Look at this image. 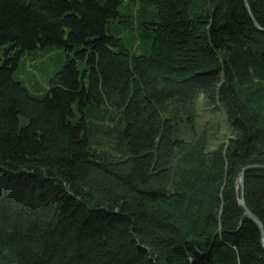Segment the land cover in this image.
Masks as SVG:
<instances>
[{"label":"trees","instance_id":"1","mask_svg":"<svg viewBox=\"0 0 264 264\" xmlns=\"http://www.w3.org/2000/svg\"><path fill=\"white\" fill-rule=\"evenodd\" d=\"M247 1L263 29L245 0H0V264H264L237 186L256 166L264 224V0ZM202 95L233 131L213 148Z\"/></svg>","mask_w":264,"mask_h":264},{"label":"rangeland","instance_id":"2","mask_svg":"<svg viewBox=\"0 0 264 264\" xmlns=\"http://www.w3.org/2000/svg\"><path fill=\"white\" fill-rule=\"evenodd\" d=\"M58 65V56L48 61H46V57H40L36 60L27 58L23 66L24 70L22 77L29 84L32 82V77H30V75H35L40 79L39 82L43 83L41 79L57 70ZM205 101L202 95L198 104L199 128L208 130L210 134V148H213L221 141L228 140L233 131L222 107L219 104L208 106ZM102 138L107 139L106 137ZM108 142L111 144V141L108 140ZM109 146L110 145H107L105 142L100 146L95 144V147H99L100 149H106Z\"/></svg>","mask_w":264,"mask_h":264},{"label":"water","instance_id":"3","mask_svg":"<svg viewBox=\"0 0 264 264\" xmlns=\"http://www.w3.org/2000/svg\"><path fill=\"white\" fill-rule=\"evenodd\" d=\"M245 3H246V7L248 9V12L250 14V16L252 17V20L254 22V24L259 28V29H263L259 22L257 21V19L255 18V16L253 15L252 11H251V8H250V5L248 3L247 0H245ZM253 168H256V166H247L245 167L241 172H240V175H239V178L237 180V186L239 188H241V192H240V196H239V201L241 202V204L244 206L245 208V212L246 214L251 218L253 219L257 225L259 226L260 230H261V235H262V242L264 244V224L262 222V220L256 215L254 214V212L247 206L246 202H245V196H244V174H245V171L247 169H253Z\"/></svg>","mask_w":264,"mask_h":264}]
</instances>
